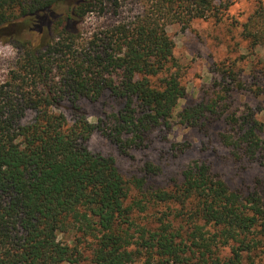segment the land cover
<instances>
[{"label": "trees", "instance_id": "16d2710c", "mask_svg": "<svg viewBox=\"0 0 264 264\" xmlns=\"http://www.w3.org/2000/svg\"><path fill=\"white\" fill-rule=\"evenodd\" d=\"M123 1L0 0V41L20 52L0 82V264L77 263L80 252L59 237L72 229L93 237L92 264H264V179L233 189L210 164L194 161L167 187L146 189L145 177L134 178L141 196L131 200L115 158L87 146L99 131L128 154L169 127L187 90L171 71L177 62L168 26L221 20L230 6L139 0L131 19L82 28L90 13L107 4L118 12ZM242 26L250 48L264 50V1ZM221 74L215 98L186 106L181 121L202 129L218 115L232 127L223 144L264 166V120L252 107L238 114L228 100L241 88L264 98V63L250 85L232 63ZM105 93L120 109L93 123L79 100ZM145 171L160 168L147 162ZM159 205L165 209L143 224L134 217Z\"/></svg>", "mask_w": 264, "mask_h": 264}, {"label": "rangeland", "instance_id": "374dc122", "mask_svg": "<svg viewBox=\"0 0 264 264\" xmlns=\"http://www.w3.org/2000/svg\"><path fill=\"white\" fill-rule=\"evenodd\" d=\"M229 3L221 20L215 18H197L188 26L174 23L168 26V32L174 44V57L177 65L171 71H178L182 83L186 86V96L175 109L169 127H160L149 134L145 147L132 149L123 154L118 147L99 131L93 133L87 146L95 152H101L115 158L123 176L130 182V199L141 196L131 180L146 178V189L157 186H170L182 180V174L188 164L194 161L207 162L212 171L226 180L231 188L247 191L253 189L257 179H264V166L248 156H236L234 151L225 146L221 134L232 132V127L223 118L209 117L204 128L183 123L181 111L189 105L209 101L216 96L222 86V72L231 63L239 76L252 84L257 70L264 63V50L259 46L252 49L243 37V23L254 11L259 0H224ZM264 1V0H262ZM68 4H62L66 9ZM59 9V10H61ZM141 11L139 0H124L116 12L111 4H107L104 13H90L81 25L86 31H94L100 26L118 20L131 19ZM19 50L9 42L0 41V82L5 80L8 71L14 67ZM261 60V61H260ZM261 62V63H257ZM232 110L241 114L252 107L259 118L264 120V98L253 96L245 88L234 89L228 97ZM89 121L96 123L120 109L118 101L109 93L97 100L82 97L79 100ZM62 110L68 119H73L71 104L65 101ZM28 112L23 122L33 117ZM264 137V133L262 134ZM150 162L160 168L158 174H147L145 164ZM128 200L127 202H131ZM165 206H157L145 213H134L141 224L147 222L152 212L158 214ZM60 239L80 252L77 263L92 264V244L94 239L81 230L72 229L60 234ZM228 249L225 252L228 253Z\"/></svg>", "mask_w": 264, "mask_h": 264}]
</instances>
